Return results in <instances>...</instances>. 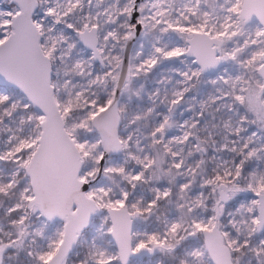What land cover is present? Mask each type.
<instances>
[{
	"label": "snow or ice",
	"instance_id": "obj_1",
	"mask_svg": "<svg viewBox=\"0 0 264 264\" xmlns=\"http://www.w3.org/2000/svg\"><path fill=\"white\" fill-rule=\"evenodd\" d=\"M0 264H264V0H0Z\"/></svg>",
	"mask_w": 264,
	"mask_h": 264
}]
</instances>
